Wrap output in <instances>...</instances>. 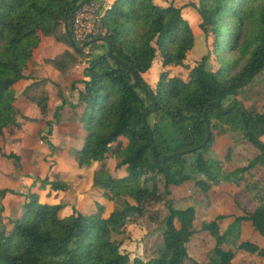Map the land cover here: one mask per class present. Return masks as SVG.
<instances>
[{"label": "trees", "instance_id": "trees-1", "mask_svg": "<svg viewBox=\"0 0 264 264\" xmlns=\"http://www.w3.org/2000/svg\"><path fill=\"white\" fill-rule=\"evenodd\" d=\"M81 1L0 0V156L18 169L21 157L5 150L22 131L16 87L48 45L63 75L87 57L67 32ZM109 1L106 34L91 43L107 52L89 61L79 103L76 159L95 168L93 203L49 204L70 188L45 179L47 195L28 193L23 213L4 218L0 264H264V108L239 100L264 73V0H192L201 59L175 0ZM218 139L222 161L211 156ZM150 235L161 241L153 256Z\"/></svg>", "mask_w": 264, "mask_h": 264}, {"label": "crops", "instance_id": "crops-1", "mask_svg": "<svg viewBox=\"0 0 264 264\" xmlns=\"http://www.w3.org/2000/svg\"><path fill=\"white\" fill-rule=\"evenodd\" d=\"M175 2L185 7L184 15L188 16L196 34L192 54L195 52V58L200 59L208 53L203 47L205 35L198 28L200 21L190 7L192 0ZM112 3L105 0L104 12L111 8ZM49 46L51 49H47ZM54 47L48 45L36 55L26 71L30 78L16 87L19 94L16 121L22 131L6 139L5 150L19 155L22 165L18 169L13 161L0 156V192L8 191L5 196H0V228L5 217L16 218L23 213L28 193L47 195L40 187L48 178L58 177L70 188L67 192L47 197L49 204L76 205L85 210L93 203L91 187L95 168L82 170L76 159L86 137L85 125L80 121L83 109L79 103L80 91L88 80L86 65L89 60L84 57L68 74L63 75L48 64V59L57 54ZM86 50L87 47L84 52L88 54ZM239 100L248 109L264 108V73L239 96ZM43 107H46L44 111ZM224 147L225 140L218 139L213 157L222 161L223 154L220 153Z\"/></svg>", "mask_w": 264, "mask_h": 264}, {"label": "built area", "instance_id": "built-area-1", "mask_svg": "<svg viewBox=\"0 0 264 264\" xmlns=\"http://www.w3.org/2000/svg\"><path fill=\"white\" fill-rule=\"evenodd\" d=\"M105 1V0H104ZM104 10L95 0H82L72 15L71 39L77 47L86 46L91 41H102L106 34ZM87 69L89 63H87Z\"/></svg>", "mask_w": 264, "mask_h": 264}, {"label": "rangeland", "instance_id": "rangeland-1", "mask_svg": "<svg viewBox=\"0 0 264 264\" xmlns=\"http://www.w3.org/2000/svg\"><path fill=\"white\" fill-rule=\"evenodd\" d=\"M98 4H100L101 6H102V10L104 9V4H105V1L104 0H95ZM187 18H188V16H186ZM188 20H189V18H188ZM199 28V27H198ZM204 48L207 50V53H208V47H207V44H206V41H205V38H204ZM86 52H88V54L86 55L87 57V59L90 61L91 59H93L94 57H96L97 55H101V54H104V53H106L107 52V46H105V45H99L98 46V48H93V46L91 45V44H87V50H86ZM193 56L194 57H196V54H195V52L193 53ZM202 57H204V55L202 56ZM201 57V58H202ZM200 58V59H201ZM157 76H158V70H155L152 74H150V76H147V80L148 81H151L152 83L154 82V80L157 78ZM241 101V100H240ZM256 110H258V111H262L263 110V108H260V107H257L256 108ZM152 121V123H154V119H152L151 120ZM224 150V149H223ZM226 151V150H225ZM211 153V152H210ZM220 154H222V152L220 153ZM212 157H213V155H211ZM224 156L225 155H222V159H224ZM232 156H233V154H232ZM215 158V157H214ZM69 182H71L70 180H69ZM23 183L25 184V182L23 181ZM244 193H241V195H243ZM243 197H245V196H243ZM247 198V197H246ZM242 200V199H241ZM243 201V200H242ZM152 227V232L154 233L155 232V230L154 229H156V227H154V226H151ZM154 228V229H153ZM156 232H157V230H156ZM158 233V232H157ZM135 235H137L136 237H138L139 238V233H136ZM157 235L158 234H156V236H155V238L157 237ZM151 236V235H150ZM154 238V236H151V240L150 241H148L147 242V245L149 246V249H150V254H151V256H153V253L161 246V241H157L156 242V245H155V243L153 244V239ZM155 241H156V239H155ZM234 245H235V243H233Z\"/></svg>", "mask_w": 264, "mask_h": 264}, {"label": "water", "instance_id": "water-1", "mask_svg": "<svg viewBox=\"0 0 264 264\" xmlns=\"http://www.w3.org/2000/svg\"><path fill=\"white\" fill-rule=\"evenodd\" d=\"M67 32H68V34L71 33L70 28H69V24H68V23H67ZM94 42H96V41H91L90 44H91V43H94ZM71 44H72V46L76 49V51H78V52H82V51H84L85 48H86V46H80V47H77V46L75 45V43L72 41V39H71ZM209 128H210V126H209V124H208V129H209ZM210 138H211V132H210V130H209V133H208L207 139H206L205 143L201 146V148H205V147H206V145L208 144ZM155 155H157L156 152H155Z\"/></svg>", "mask_w": 264, "mask_h": 264}]
</instances>
